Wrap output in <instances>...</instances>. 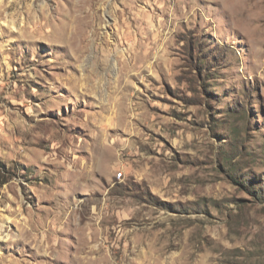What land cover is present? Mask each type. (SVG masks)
<instances>
[{"label":"rangeland","instance_id":"374dc122","mask_svg":"<svg viewBox=\"0 0 264 264\" xmlns=\"http://www.w3.org/2000/svg\"><path fill=\"white\" fill-rule=\"evenodd\" d=\"M0 264H264V0H0Z\"/></svg>","mask_w":264,"mask_h":264},{"label":"bare ground","instance_id":"6f19581e","mask_svg":"<svg viewBox=\"0 0 264 264\" xmlns=\"http://www.w3.org/2000/svg\"><path fill=\"white\" fill-rule=\"evenodd\" d=\"M67 20H68V24H70L72 21H73V18H69V17H67L66 18ZM65 28V27H64ZM72 32V31H71ZM72 34H73V36L75 37V35H74V32H72ZM65 35H66V33H65ZM69 35V34H68ZM71 37V36H70ZM79 37V36H78ZM66 42V41H65Z\"/></svg>","mask_w":264,"mask_h":264},{"label":"built area","instance_id":"2783aa9c","mask_svg":"<svg viewBox=\"0 0 264 264\" xmlns=\"http://www.w3.org/2000/svg\"><path fill=\"white\" fill-rule=\"evenodd\" d=\"M121 174V173H120Z\"/></svg>","mask_w":264,"mask_h":264}]
</instances>
